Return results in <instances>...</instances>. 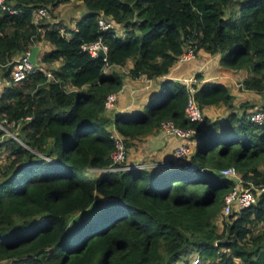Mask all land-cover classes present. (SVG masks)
Returning a JSON list of instances; mask_svg holds the SVG:
<instances>
[{"label": "trees", "instance_id": "1", "mask_svg": "<svg viewBox=\"0 0 264 264\" xmlns=\"http://www.w3.org/2000/svg\"><path fill=\"white\" fill-rule=\"evenodd\" d=\"M63 1L4 0L15 13L0 7V124L16 136L0 130V264H176L193 251L198 264H264V189L216 224L235 182L220 168L233 165L244 183L264 187V122L249 118L264 100L233 105L228 85L205 80L194 94L202 121H191L185 84L164 78L141 111L111 116L103 106L123 83L117 68L130 61L131 76H162L187 44L241 70L240 88L264 96V0H238L236 16L225 14L232 0H81L86 12L68 39L59 22L33 21L37 7L51 13ZM100 11L123 32L100 31ZM98 36L108 74L100 56L81 49ZM42 42L49 48L40 59L57 62L46 68L54 78L39 68L12 80L16 56ZM209 105L225 107L226 128L203 113ZM167 118L196 131L182 164L91 172L110 163L111 124L128 153Z\"/></svg>", "mask_w": 264, "mask_h": 264}, {"label": "built area", "instance_id": "2", "mask_svg": "<svg viewBox=\"0 0 264 264\" xmlns=\"http://www.w3.org/2000/svg\"><path fill=\"white\" fill-rule=\"evenodd\" d=\"M0 7L2 10H8L11 13H15L17 10L4 3V0H0ZM49 11L45 6H39L33 11V21L36 23L41 19L48 20ZM97 24L100 31L113 27L118 32L119 23H116L111 16L100 11L97 15ZM58 33L65 37L70 38L73 31L76 30V26L64 27L63 25L56 26ZM81 49L86 51L92 57L100 56L103 60V65L101 68L102 74H108L111 70V64L107 62V50L108 46L103 41L101 36L96 39L81 43ZM29 49L24 53L18 55L14 59V65L11 69L12 80L18 81L23 79L27 73L36 71L39 68L43 70L44 74L48 78H54L53 73L50 69L41 68L39 65L32 64L27 59V54ZM195 56V48L192 44H187L184 46L183 50L178 54L177 61H185L193 58ZM182 82L185 84L187 89V99L184 107L185 117L191 121H202L203 114L201 109L195 100L194 94L200 83L199 78L196 74L192 73L185 78ZM264 84V81H263ZM117 97V92L108 93L104 99L103 106L107 113L114 106V102ZM250 120L253 123L260 124L264 122V110L256 109L251 111L249 115ZM110 137L113 139V149L110 152V163L102 168L97 169L102 170H122L132 167H144L140 162L134 164L128 162V153L124 145V140L119 132L116 130L113 124L110 125ZM159 129L164 136H175L178 137L181 142L176 145L172 151L175 158H184L189 155L190 147L189 140L195 134V129L192 127H182L177 125L172 119H163L160 121ZM219 174L227 177H231L235 180L231 189H229L223 195V206L218 214L217 218H221L229 214L233 208L239 209L249 206L255 199V193L259 190L264 189L260 184H255L250 180L243 182L241 174L233 165L222 167L219 169ZM201 258L197 251H193L192 254L185 260L181 261L179 264H198Z\"/></svg>", "mask_w": 264, "mask_h": 264}, {"label": "crops", "instance_id": "3", "mask_svg": "<svg viewBox=\"0 0 264 264\" xmlns=\"http://www.w3.org/2000/svg\"><path fill=\"white\" fill-rule=\"evenodd\" d=\"M44 22L57 21L44 20ZM121 33L122 32L118 31V34ZM39 44L41 45V43ZM41 48L36 55V59L41 54V50L43 49ZM47 48H49V46H47ZM199 51L195 52V56L191 58L198 59V62L196 63L195 67H192L190 64H184L188 60H176L175 63L170 67L169 71L162 76L148 77L145 73H140L137 76H131L128 74L127 71V75L125 74L123 83L120 89L117 91V97L114 102V106L112 107V109L107 111V114L115 116L132 111H141L147 100L156 96L159 88V83L162 79L172 78L182 81L183 78L192 73H201V76L198 77L200 83L205 80H216L222 81L226 85H228L230 92L234 95L233 105L237 102V89H239L237 92H239V94L241 95L244 94L241 90H245L244 92L247 91L252 95H260L259 93H256L252 90L240 88V80L237 81V79H240V77L235 78V76L236 73L240 71V75L241 77H243V72L241 70L224 68L218 64L217 54H209L205 50L204 52ZM16 57H18V55ZM125 66H127V63ZM2 80L5 79L2 78ZM5 84H7V81L1 83L0 91ZM232 84L237 86V88L234 87ZM247 100L252 102L254 101L252 100V96H249ZM260 100V102H262V98ZM215 107H221L222 109H225V107L222 105H209L204 107L203 113L209 116L205 110ZM180 142L181 140L178 137L164 136L161 133L160 129H157V131L149 133L139 140H134L133 145H131L128 150L127 160L132 164L140 162L144 165V167L165 168L167 166L180 165L184 162V160L180 158H175L172 153L174 147ZM192 144L193 140H189L190 152L194 148ZM179 263L180 261H178L176 264Z\"/></svg>", "mask_w": 264, "mask_h": 264}, {"label": "rangeland", "instance_id": "4", "mask_svg": "<svg viewBox=\"0 0 264 264\" xmlns=\"http://www.w3.org/2000/svg\"><path fill=\"white\" fill-rule=\"evenodd\" d=\"M238 7H239L238 0H232L230 2V4H229L228 8H226L225 14L231 13L233 16L238 15V13H239ZM85 12H86V7H85V5L83 4V2L81 0H66V1H63V2L59 3L51 11V13H49L47 19L48 20H51V21H57L61 25H63L64 27L68 28V27L74 26L75 23H76V21ZM44 20L45 19H43V21ZM118 27H119L118 28L119 29L118 31L119 32H123V28L121 26H118ZM46 44H45V42H42L41 43V47L43 48V49L41 48L42 50H44L45 48H47V46H49V45L46 46ZM42 50H41V52H42ZM197 51H199V52H202L203 51L204 52V50H202V48L198 49ZM197 62H198V59H191V60L186 61L184 64H186V65L187 64H190L192 67H195V65H196ZM36 64L39 65L42 68H50L51 66H53V67L56 66L57 65V62H54L52 65H48V64H46L45 62H43L40 59V56H38L37 59H36ZM129 64H130V62H127V66L124 65V66H121V67H119L117 69H119L124 74H126L127 71H128ZM2 74H3V70L1 69V66H0V86H1V83L2 82H5V80H2V78H3L2 77ZM238 77H240V79H237V81L238 80L241 81L242 77L240 75V71L238 73H236L235 78H238ZM232 85L237 88V86H235L234 84H232ZM238 90L239 89H237V91ZM237 91H236V95H237L236 98H237V102L238 103H240L243 100H247V98L249 96H252V100L257 101V103H260V101H261L260 99L261 98H262V100H264V96L262 94H260V95H254L253 94L252 95L251 93H248L247 91L244 92L245 90H241L244 93V94L241 95ZM237 102L234 105H237L238 104ZM205 111L207 112V114L209 115L210 118H212V119H218L220 121L219 129L226 128V122H225V120H223L224 115L227 113V110L226 109H222L221 107H215V108L207 109ZM0 130H3V131H5L6 134L11 135V136H13V137L16 138V136L12 132L8 131L1 124H0ZM0 138H2V135H0ZM194 143L195 142H193V144H192L193 146L195 145ZM91 172L95 175V174H98L100 171L97 170V169H91ZM216 224L218 226V229L220 230L221 229V219L220 218H216ZM191 254L192 253H190L188 256H190Z\"/></svg>", "mask_w": 264, "mask_h": 264}, {"label": "water", "instance_id": "5", "mask_svg": "<svg viewBox=\"0 0 264 264\" xmlns=\"http://www.w3.org/2000/svg\"><path fill=\"white\" fill-rule=\"evenodd\" d=\"M41 45L40 44H34L30 46L29 52L27 54V59L34 65H36V55L38 51L40 50Z\"/></svg>", "mask_w": 264, "mask_h": 264}]
</instances>
